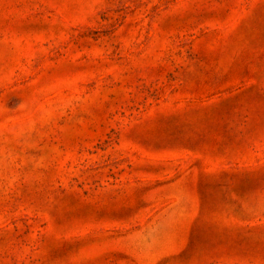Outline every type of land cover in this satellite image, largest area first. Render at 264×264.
Returning a JSON list of instances; mask_svg holds the SVG:
<instances>
[{
    "label": "rangeland",
    "instance_id": "obj_1",
    "mask_svg": "<svg viewBox=\"0 0 264 264\" xmlns=\"http://www.w3.org/2000/svg\"><path fill=\"white\" fill-rule=\"evenodd\" d=\"M0 264H264V0H0Z\"/></svg>",
    "mask_w": 264,
    "mask_h": 264
}]
</instances>
